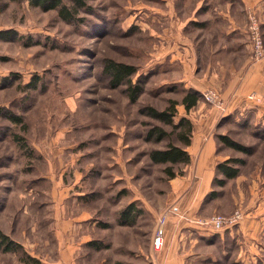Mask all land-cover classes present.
Segmentation results:
<instances>
[{"label": "rangeland", "instance_id": "obj_1", "mask_svg": "<svg viewBox=\"0 0 264 264\" xmlns=\"http://www.w3.org/2000/svg\"><path fill=\"white\" fill-rule=\"evenodd\" d=\"M232 1L233 14L246 20L234 37L222 31L225 0H61L68 18L30 0H0V230L23 246L19 254L0 251V264H25L26 255L43 264L151 261L142 253L149 251L158 217L176 201V179L187 176L190 165L171 166L172 179L169 165L151 161L153 150L180 143L150 135L156 127L172 128L151 118L149 109L163 111L175 101L179 117L185 115L180 103L195 83L222 77L245 56L249 64L258 61L249 25L253 17L264 39V1ZM229 38L235 47L226 50ZM110 62L136 68L135 101L127 84L113 85L105 70ZM209 90L199 92L188 116L194 121L219 111L225 116L217 137L251 153L218 138V153L244 164L238 180L211 184L206 204L221 215L240 209L243 219L233 234L227 228L223 238L199 239L197 252L209 256L202 264H264V95L231 112L223 101L206 102ZM131 204L135 223L121 225V212ZM79 224L93 236L81 247L74 234Z\"/></svg>", "mask_w": 264, "mask_h": 264}, {"label": "crops", "instance_id": "obj_2", "mask_svg": "<svg viewBox=\"0 0 264 264\" xmlns=\"http://www.w3.org/2000/svg\"><path fill=\"white\" fill-rule=\"evenodd\" d=\"M239 1V0H237ZM246 6L248 4L262 5L264 0H240ZM236 2L225 0L222 7L219 8V17L222 18L224 26L222 31L226 37H234L238 31L246 29V20L240 21L238 16L233 14L232 9L236 7ZM231 40V38H229ZM232 42L225 45L228 48L235 47ZM243 64L239 67L230 65L224 68L226 72L222 77L214 76L206 80L195 83L189 89L197 92L214 89L220 95L224 104L228 105V109L236 110L242 105L253 103L248 100V97H262L264 95V59L258 60L249 64L247 56L243 60ZM192 114V113H191ZM187 117L194 125L192 143L186 148L190 154L191 163L190 172L187 176L176 179L175 183L177 191L173 195L176 196V201L171 203L176 204L180 209V216L170 215L165 226L164 245L161 252H156L153 247V239L149 241V251L143 252L151 261L146 264H202L209 259V256L203 254L197 248L199 239L210 241L214 236L219 234L224 237V231H216L210 226L197 224L198 220H207L217 211V208L207 207V197L212 193V185L215 184V179H224L217 172V165L229 159V155L225 156L218 153V137L215 129L218 123L224 118L219 111H210L208 113L197 114V118L193 121L187 114L182 115ZM181 116V117H182ZM239 176L233 180H238ZM237 182V181H236ZM190 188L183 193L180 189L190 185ZM193 184V185H192ZM166 210V209H165ZM88 229L84 225L79 224V228L75 227L74 234L78 246L83 243H88L93 236L86 234ZM233 234V229H230ZM59 233L58 238H60ZM219 240V239H218ZM64 251L63 257L67 255ZM61 253V252H60ZM141 258V256H137ZM135 259L130 264H145L140 259ZM214 263L218 262L217 257H214Z\"/></svg>", "mask_w": 264, "mask_h": 264}, {"label": "trees", "instance_id": "obj_3", "mask_svg": "<svg viewBox=\"0 0 264 264\" xmlns=\"http://www.w3.org/2000/svg\"><path fill=\"white\" fill-rule=\"evenodd\" d=\"M33 6L41 7L47 10H59L62 17L68 18L66 9L62 5L61 0H30ZM106 72L110 75L114 86H121L127 84L130 89V97L132 101L136 100L139 93V87L132 85L131 77L136 73V68L133 65H129L123 62H110L105 67ZM201 99L199 92L188 89L185 91L181 100V105L184 106L187 115L198 105ZM177 102L172 101L165 110L158 111L156 109H149V116L155 120H158L164 124L171 126V133H167L160 128H154L150 131V135L155 138L156 141L161 142L171 136L175 137L180 145L170 142L164 149L153 150L150 153V159L155 164L169 165L167 169L168 176L175 178L176 172L173 170V166L184 165L187 166L191 163L190 154L186 148L192 143L194 125L187 117H179L176 106ZM179 117L178 121L175 118ZM8 118L16 123H21V119L16 116H8ZM173 134V135H172ZM20 144V138L17 137ZM220 142L227 148L233 149L243 154H250L251 151L248 147H244L239 143L233 141L229 137L219 136ZM23 147V145H21ZM244 164V160L240 158H229L224 162L217 165V172L223 176L224 179H215V184L223 187L228 180L237 178L240 174V167ZM172 166V167H171ZM180 175H183L181 171ZM140 212V211H139ZM134 214V216H133ZM138 215V211L133 213V205H129L125 210L121 212L119 223L121 225H132L135 223V215ZM105 226V225H104ZM106 228V227H104ZM97 243H91L96 249H102V246H96ZM0 251L3 253L19 254L23 251V246L14 241L10 236L3 233L0 230ZM25 264H43L39 259L26 255V259L23 260Z\"/></svg>", "mask_w": 264, "mask_h": 264}, {"label": "built area", "instance_id": "obj_4", "mask_svg": "<svg viewBox=\"0 0 264 264\" xmlns=\"http://www.w3.org/2000/svg\"><path fill=\"white\" fill-rule=\"evenodd\" d=\"M249 39L252 48V58L254 60L262 59L264 57V39L256 20L253 17L251 18V24L249 25ZM254 98L255 96H249V99L251 100ZM203 99L208 103H215L217 105L222 104V99L215 90H209L203 93ZM170 215L180 216V209L176 204L170 205L157 219L153 235V247L156 251L163 248L165 226ZM242 219L243 213L240 209H237L230 215L214 214L207 220H198L197 224L210 226L216 231H221L227 228L232 229L239 224Z\"/></svg>", "mask_w": 264, "mask_h": 264}]
</instances>
